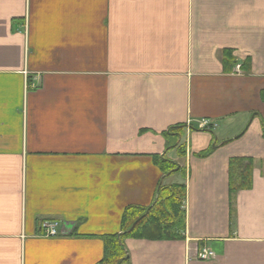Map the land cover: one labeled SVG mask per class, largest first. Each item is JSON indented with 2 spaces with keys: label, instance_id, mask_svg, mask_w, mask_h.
Returning <instances> with one entry per match:
<instances>
[{
  "label": "crops",
  "instance_id": "1",
  "mask_svg": "<svg viewBox=\"0 0 264 264\" xmlns=\"http://www.w3.org/2000/svg\"><path fill=\"white\" fill-rule=\"evenodd\" d=\"M160 183L186 186L183 238H126L129 264H264V0H0V264H95Z\"/></svg>",
  "mask_w": 264,
  "mask_h": 264
},
{
  "label": "trees",
  "instance_id": "2",
  "mask_svg": "<svg viewBox=\"0 0 264 264\" xmlns=\"http://www.w3.org/2000/svg\"><path fill=\"white\" fill-rule=\"evenodd\" d=\"M228 57L229 52H226ZM224 58V61L227 58ZM249 61L246 59L240 63V69L247 70ZM238 64L235 61V65ZM184 124H178L164 134H175L180 136ZM209 128L208 125L204 126ZM177 157L185 156V145L183 143L175 146ZM208 152H202L199 156H205ZM156 158V159H155ZM155 163L165 173H172L180 166L177 162L168 160L165 155L154 157ZM253 161L251 157L234 156L228 160V190L230 202L232 196L241 189L251 187V173ZM186 196V186L183 183L171 185L158 184L154 203L149 205L148 212L141 217L148 206L136 204L127 205L120 219V232L105 234L101 236L103 242L102 258L95 264H129L124 240L129 237L148 238L155 240H173L183 238L182 232L185 228V210L183 203ZM141 217V218H140ZM140 218V219H139ZM139 219L131 230V224Z\"/></svg>",
  "mask_w": 264,
  "mask_h": 264
},
{
  "label": "built area",
  "instance_id": "3",
  "mask_svg": "<svg viewBox=\"0 0 264 264\" xmlns=\"http://www.w3.org/2000/svg\"><path fill=\"white\" fill-rule=\"evenodd\" d=\"M235 68L238 70L240 69V65L236 64ZM203 125H208L207 121H203ZM59 221L56 219H42L39 221V231L42 236L45 237H55L59 235L60 229H59ZM213 256V251L207 247L203 246L199 249V251L196 253L197 259L205 260L209 259Z\"/></svg>",
  "mask_w": 264,
  "mask_h": 264
},
{
  "label": "water",
  "instance_id": "4",
  "mask_svg": "<svg viewBox=\"0 0 264 264\" xmlns=\"http://www.w3.org/2000/svg\"><path fill=\"white\" fill-rule=\"evenodd\" d=\"M214 146H215V145L212 144L211 147L214 148ZM153 203H154V201L152 202V204H153ZM149 208H150V207L148 206L147 209H146V211L144 212V214H143L141 217H143V216L148 212ZM141 217H140V218H141ZM140 218H139V219H140ZM139 219H136V220L131 224V226L129 227L128 231L131 230V229L133 228V226L136 224V222H137Z\"/></svg>",
  "mask_w": 264,
  "mask_h": 264
},
{
  "label": "rangeland",
  "instance_id": "5",
  "mask_svg": "<svg viewBox=\"0 0 264 264\" xmlns=\"http://www.w3.org/2000/svg\"><path fill=\"white\" fill-rule=\"evenodd\" d=\"M183 207H184V203H183Z\"/></svg>",
  "mask_w": 264,
  "mask_h": 264
}]
</instances>
